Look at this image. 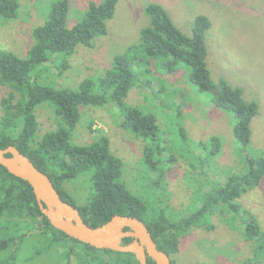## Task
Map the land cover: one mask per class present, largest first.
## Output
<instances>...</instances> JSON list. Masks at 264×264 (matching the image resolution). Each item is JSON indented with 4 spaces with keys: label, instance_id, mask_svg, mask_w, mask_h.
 Here are the masks:
<instances>
[{
    "label": "trees",
    "instance_id": "trees-1",
    "mask_svg": "<svg viewBox=\"0 0 264 264\" xmlns=\"http://www.w3.org/2000/svg\"><path fill=\"white\" fill-rule=\"evenodd\" d=\"M118 1H91L82 20L69 27L66 22L69 0H54L46 22L32 29L34 42L26 57L0 50V84L8 88L0 99V148L13 145L29 157L49 176L61 199L79 209L89 226L101 225L114 214L139 218L158 248L171 256L172 264H179L172 255L178 250L180 236L191 226L199 225L213 209L223 205L230 211L244 212V238L250 241L251 249L250 256L239 264H257L264 259V229L234 201L241 192L259 185L264 177V151L256 154L250 147V123L258 112V104L255 100H244L240 86L232 85L224 78L218 83L212 79L206 62L205 38L212 25L207 16H195L191 34L187 35L176 26L161 4L149 2L144 6L149 23L140 30L139 42L114 55L109 66L96 78L84 79L78 87L37 81L40 66L53 55L59 56L55 64L62 73L68 66L67 57L79 45L90 46L95 37L106 34V23L113 17ZM18 8V0H0V17L15 18ZM150 65L159 67L166 74L182 67L197 91L212 92L210 102L233 115V135L247 154L244 173L229 175L222 185L209 181L208 190L200 196L199 208L183 217L174 216L167 210L166 192L161 184L163 172L154 181V189L160 194L154 199L142 198L126 187L122 179L123 162L111 151L106 134L101 133L86 144L73 142L81 118L80 107H103L112 103L120 116L118 126L145 142L144 160L151 170L157 169L162 148L158 144L161 133L156 116L124 101L131 87L137 85L139 76L151 71ZM42 104L52 111L55 127L37 138L36 110ZM178 114L177 108L175 115ZM177 131L188 141L181 124ZM209 140V152L215 155L220 148L219 139L211 136ZM79 177L89 188L82 205H78L64 188L66 181ZM131 240L126 237L123 243ZM0 254H3L0 264H60L61 259L66 260V264L71 260L75 264H138L133 253L97 249L55 228L40 211L29 183L1 165ZM147 264H154V261L148 257Z\"/></svg>",
    "mask_w": 264,
    "mask_h": 264
},
{
    "label": "rangeland",
    "instance_id": "rangeland-1",
    "mask_svg": "<svg viewBox=\"0 0 264 264\" xmlns=\"http://www.w3.org/2000/svg\"><path fill=\"white\" fill-rule=\"evenodd\" d=\"M18 1L15 18L0 17V50L26 57L34 42L32 29L46 22L54 0ZM91 1L99 0H69L67 26L82 20ZM149 2L161 4L176 26L187 35L191 34L195 16L203 14L210 19L212 25L205 44L211 77L215 83L224 78L228 83L240 86L244 100L257 102L258 112L250 123V147L256 154L263 152L264 0H119L113 17L106 23V34L95 37L90 46L79 45L67 57L68 66L62 73L55 64L59 56L53 55L40 66L37 81L78 87L82 80L96 78L109 66L114 55L139 42L140 30L149 23L144 12V6ZM150 69L139 76L137 85L131 87L124 101L156 116L161 133L158 144L162 148L157 169L151 170L144 160L145 142L118 126L120 116L112 103L103 107L81 106L73 142L86 144L97 135L106 134L111 151L123 162L122 179L126 187L142 198L154 199L160 194L154 189V181L163 172L161 184L166 192L167 210L174 216L183 217L199 208L200 196L208 190L209 181L222 185L229 175L244 173L247 154L233 135V115L210 102L212 92L197 91L182 67L171 74L155 65H150ZM7 91L8 88L0 84V99ZM177 108L179 114L175 115ZM36 112L39 121L36 136L40 138L45 131L55 127L54 117L44 104ZM180 124L188 141L178 135ZM211 136L220 142L215 155L209 152ZM64 188L78 205L85 202L89 192L82 177L66 181ZM234 202L264 229V177L259 185L241 192ZM243 220L244 212H233L219 205L199 225L183 232L172 258L179 264H239L250 256L251 249L250 241L244 238ZM61 261L60 264H66V260ZM69 264L75 263L71 260ZM257 264H264V259Z\"/></svg>",
    "mask_w": 264,
    "mask_h": 264
},
{
    "label": "water",
    "instance_id": "water-1",
    "mask_svg": "<svg viewBox=\"0 0 264 264\" xmlns=\"http://www.w3.org/2000/svg\"><path fill=\"white\" fill-rule=\"evenodd\" d=\"M0 165L29 183L37 205L55 228L69 237L97 249L133 253L138 264H172L171 256L160 250L147 226L137 217L114 214L101 225L86 224L77 207L61 199L49 176L15 146L0 148ZM131 237L128 243L123 239Z\"/></svg>",
    "mask_w": 264,
    "mask_h": 264
}]
</instances>
